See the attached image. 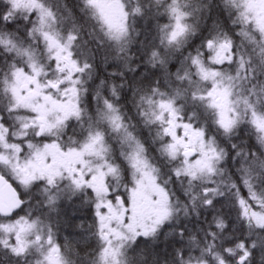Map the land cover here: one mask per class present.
Masks as SVG:
<instances>
[{"label": "snow or ice", "instance_id": "1", "mask_svg": "<svg viewBox=\"0 0 264 264\" xmlns=\"http://www.w3.org/2000/svg\"><path fill=\"white\" fill-rule=\"evenodd\" d=\"M0 264H264V0H0Z\"/></svg>", "mask_w": 264, "mask_h": 264}, {"label": "trees", "instance_id": "2", "mask_svg": "<svg viewBox=\"0 0 264 264\" xmlns=\"http://www.w3.org/2000/svg\"><path fill=\"white\" fill-rule=\"evenodd\" d=\"M68 3L71 4L72 0H68ZM163 22V21H162ZM67 233H64V235H66Z\"/></svg>", "mask_w": 264, "mask_h": 264}]
</instances>
